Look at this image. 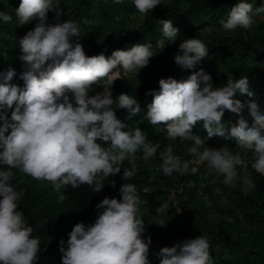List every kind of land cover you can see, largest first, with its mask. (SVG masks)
<instances>
[{"label": "clouds", "instance_id": "obj_1", "mask_svg": "<svg viewBox=\"0 0 264 264\" xmlns=\"http://www.w3.org/2000/svg\"><path fill=\"white\" fill-rule=\"evenodd\" d=\"M113 2L122 4L124 0ZM130 2L141 14L161 4V0ZM58 6V0H21L15 9L20 25L36 24L34 30L18 39L19 59L25 68L20 77L24 87L11 83L16 75L11 68L0 83V264H36L41 251L40 239L32 236L33 228L20 210L24 193L11 183L12 169L34 180L51 182L57 192L69 185L75 189L87 184L94 185L97 193L105 187V178L121 172L125 161L132 167H124L123 177L132 178L136 154L141 151L144 161L158 156L166 176L190 170L189 162L174 152L172 144L161 149L159 143L149 142L140 127H128L116 115L117 108L126 110L130 117L140 113L136 96L122 93L114 98L112 87L121 79V69L125 75H138L148 66L150 58L157 55L153 44L117 49L108 57L104 53L89 57L76 40L80 33L77 22H47L48 13ZM261 13L264 7L255 15ZM62 14V10L57 11V17ZM253 16L251 4L238 2L220 25L225 32H247L255 23ZM12 20L11 15L0 11V21ZM158 23L157 46L164 49L180 39V30L172 20ZM208 54L200 38H184L174 61L191 69ZM158 83L159 91L148 93L154 99L147 106L145 118L153 126L163 124L166 139L191 142L189 152L197 157V163H206L222 177L225 186L235 187L236 181H242L247 194L254 187L249 161L252 170L264 175V109L254 100L242 105L235 99L254 96L247 81L233 83L230 77L225 87L214 86L211 75L201 69L183 81L169 77ZM97 87H103V91L96 92ZM245 107L253 118L251 126L243 118L238 127L222 123L225 113L241 117ZM197 122H202L205 136L193 134ZM213 138L234 142L238 151L228 146L219 150L207 147V141ZM100 142L110 143L105 147ZM196 171L191 168V172ZM119 193L120 199L105 197L97 204L102 211L93 224L77 223L66 244L60 241L62 264H152V241L143 236L142 201L137 188L125 183ZM65 199L63 194L59 196L60 201ZM166 208L163 204L156 211L164 214ZM160 226H165L162 219ZM156 256L160 264H214L203 236L163 247Z\"/></svg>", "mask_w": 264, "mask_h": 264}, {"label": "trees", "instance_id": "obj_2", "mask_svg": "<svg viewBox=\"0 0 264 264\" xmlns=\"http://www.w3.org/2000/svg\"><path fill=\"white\" fill-rule=\"evenodd\" d=\"M14 9H17L21 0H5ZM238 2L248 3L253 6L254 16H263L264 13L255 15V13L264 7V0H175L172 4L166 6H157L152 12H148L143 21L138 35L130 38L128 42L114 43L112 38H106L103 29L95 25L90 19L84 16L75 8L69 7V0H58V9L50 11L48 18L55 23H63L69 20L75 21L86 32L84 37L92 41V47L85 50L87 56H95L104 53L106 57L110 56L114 50H126L135 44L152 43L156 46L157 40L160 38L161 19L172 20L173 26L180 30V39L174 44H167L164 49L161 48V58L158 57L154 61H150L148 66L141 69L135 77L133 74L123 75L121 69V79L114 82L112 87L113 96L118 97L122 93L136 96L141 111L135 116H129L124 109H116L117 118L128 127L136 124L140 127L144 134L148 137L149 142L155 144L161 140L160 133L166 131L164 125L153 126L146 118L148 104L152 103L154 97L149 95L150 90L159 91L158 81L161 78H174L177 81H183L190 77L193 72L203 69L212 77L214 86L225 87L228 79L231 77L233 83L241 80L247 81L249 91L254 93L252 98L235 99L245 105L254 100L264 109V47L259 48V44L264 42L258 37L244 36L243 30H237L231 36H222L220 34L209 35L206 30L210 26H221L220 21L227 19V16L233 6ZM62 10L63 14L57 17V11ZM259 26L263 27L264 23L258 21ZM200 38L209 50L207 57L197 62L191 68L179 66L174 61V56L179 50V44L184 38ZM264 44V43H263ZM220 54L213 60L209 58L213 55ZM14 69L16 75L11 81L12 84L21 88L24 87V81L20 78L25 70L22 66L9 65L0 55V83L3 82V76L9 69ZM240 118L245 119L249 126L253 123V118L247 107L241 112V117H235L229 113H225L222 123L229 127H238ZM133 128V129H134ZM193 133L205 136L206 130L203 129L202 122H197L193 127ZM217 148L228 146L233 151H238L236 145L232 141H226L220 138L209 140ZM99 142V141H98ZM107 147L110 142H100ZM251 155V153H249ZM124 167H131L124 163L121 172L110 175L105 178L103 183L105 187L100 192H94V185H81L79 188H72L70 185L57 192L52 183L46 180H34L30 176L24 174L18 169H12L14 176L11 183L17 191H23L24 195L19 202L20 210L23 211L30 226L33 228V237L40 239L41 251L38 253L36 264H62L60 252V241L64 240L65 244L68 240V234L73 227L80 222L90 225L95 222L99 210L97 204L101 203L105 197L120 199L119 189L125 183H133L137 188L142 203L140 208L150 209V212L156 211L161 206V200L168 194L153 179H146L140 173L135 171V175L129 180L124 179ZM251 172V179L254 187L245 194L242 181H236V186H225L232 192L236 204H251L257 210V215L264 214V175H261L251 169V161L248 164ZM114 182V187L112 186ZM146 185H151L155 190L146 191ZM63 194L66 199L59 200V196ZM176 209L171 208L160 216L168 218L172 216ZM185 214H193L196 212L183 207ZM144 238L151 237V241H159L164 238L174 239L175 237L184 240H195L199 238V234H190L186 231H174L171 228L166 230L159 229L157 225H144ZM217 242L232 243L231 237L224 229L215 237ZM209 246V245H208ZM213 249L209 246V251ZM152 264H160L159 259L155 260L149 255ZM216 264V263H215ZM218 264H220L218 262Z\"/></svg>", "mask_w": 264, "mask_h": 264}, {"label": "rangeland", "instance_id": "obj_3", "mask_svg": "<svg viewBox=\"0 0 264 264\" xmlns=\"http://www.w3.org/2000/svg\"><path fill=\"white\" fill-rule=\"evenodd\" d=\"M175 0H161V4L158 6L170 5ZM69 7L75 8L84 16L88 17L95 25L103 29L106 38H112L114 43L128 42L130 38L138 35L146 14H141L131 4L130 0H124L122 4H116L113 0H69ZM0 11H5L7 14L13 17L12 22L5 23L0 21V55L6 60L9 65L17 67L22 66L23 62L19 59L21 55L18 39L23 37L29 30H34L36 21L30 24L20 25L15 15V9L9 5L5 0H0ZM255 23L250 31L244 32L242 35L250 37H258L264 41V25L259 26L258 21L264 23V17H256ZM49 24H56L50 18L47 21ZM80 33L76 38L77 41L83 45L84 50H89L92 47V41L84 37L85 31L79 25ZM206 33L209 35L220 34L222 36H231L235 32L229 33L222 29V26H210ZM183 37V36H180ZM264 42L259 44V48L264 47ZM171 44V43H170ZM264 49V48H263ZM154 53L157 54L150 58V61L161 58V48L159 46L153 47ZM220 54L213 55L209 60L215 59ZM18 61V64H16ZM123 71V69H122ZM124 76H127L123 73ZM136 77L137 74L134 73ZM103 87H97L96 92H102ZM95 92L90 93L94 95ZM136 124H131L129 127L134 128ZM195 134V133H193ZM198 135V134H195ZM161 140L158 141L161 145V149L172 144L174 152L180 155L182 160L188 161L190 164L189 172L181 174L179 172H173L171 175L166 176L160 169L162 161L159 157L144 161L142 159L143 153L138 152L136 154L135 171L140 173L141 178L146 177L148 181L153 179L158 183L160 187L173 190L177 194V200L172 199L169 195L162 198L161 205L167 204L165 212L171 208L176 209L172 216L168 218H162L157 211L150 212V209H141V218L145 224L157 225L159 229L171 228L174 231H186L190 234H199V238L202 236L206 239L209 246L213 249L209 251L214 264H264V214L257 215L256 208L251 204H242V206L236 204L234 196L230 189H226L222 183V177H218L214 172L207 168L206 163H197V157L189 152L191 142L183 141L179 138L176 140L166 139V131L160 133ZM207 147L219 150L213 143L207 141ZM124 163L132 167L129 161ZM191 168H197L195 173L191 172ZM203 179L207 185V192L213 195L215 187H223L233 198L234 207L224 206L217 202V199L213 196L212 206L210 208H204L199 195L197 194L196 185L198 181ZM146 191L155 190L154 186L146 185ZM183 207L196 212L193 214H185ZM238 210H235V209ZM239 211V213L237 212ZM187 218L188 223L185 227H181V219ZM233 218V222L229 219ZM161 219L165 226H160ZM243 219V220H242ZM244 221V222H243ZM224 229L231 237L232 243L217 242L216 236L220 233V230ZM167 239V238H164ZM169 240L171 238H168ZM231 246V247H230ZM230 250H229V249ZM232 248V249H231ZM219 250L222 254H215V250ZM227 254L229 258H223L224 254ZM230 254V255H229ZM216 255V257H215ZM157 260V256H151ZM218 261V262H216Z\"/></svg>", "mask_w": 264, "mask_h": 264}, {"label": "built area", "instance_id": "obj_4", "mask_svg": "<svg viewBox=\"0 0 264 264\" xmlns=\"http://www.w3.org/2000/svg\"><path fill=\"white\" fill-rule=\"evenodd\" d=\"M15 62H16V64H18V61L15 60ZM207 185L208 184L203 179L199 180L198 181V185H196L197 194L199 195L200 200H201L204 208H210L212 206V198H213V196L217 199V202L219 204L224 205V206L234 207L233 198L231 197V195L228 193V191L226 189H224L223 187H215L214 190H213V193H212L213 195L211 196V194L207 192ZM162 189L169 195V197H171L172 199L177 200L178 197H177V194H176L175 191L169 190V189H165L163 187H162ZM238 213H239V211H238ZM181 222H182L181 223L182 224L181 227H185L186 224L188 223V219L187 218H182ZM178 242H182L181 238H179V237H175L174 239H172V242L167 244L166 246L163 245L158 240L155 241V242H151L150 255L151 256H156V253H158L160 251V249H162L163 247H172ZM214 253L217 254V255H218V253L222 254V252L217 250V249L215 250ZM215 257H216V255H215ZM217 257H219V255ZM156 258H158V257H156ZM223 258H229V256L225 253L223 255Z\"/></svg>", "mask_w": 264, "mask_h": 264}, {"label": "crops", "instance_id": "obj_5", "mask_svg": "<svg viewBox=\"0 0 264 264\" xmlns=\"http://www.w3.org/2000/svg\"><path fill=\"white\" fill-rule=\"evenodd\" d=\"M235 210H238L237 208L235 209ZM238 212V211H237ZM243 220V219H242ZM229 221L230 222H233V218H230L229 219ZM244 222V221H243ZM163 245H167V244H169V243H171L172 242V240H169V239H161V240H159ZM231 247V246H230ZM229 249V248H228ZM232 249V248H231ZM230 250V249H229ZM230 255V254H229ZM217 262V261H216ZM248 262V264H252V262L251 263H249V261H247Z\"/></svg>", "mask_w": 264, "mask_h": 264}]
</instances>
